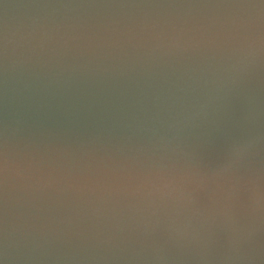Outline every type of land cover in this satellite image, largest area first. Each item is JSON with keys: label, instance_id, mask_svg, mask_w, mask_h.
<instances>
[{"label": "water", "instance_id": "1", "mask_svg": "<svg viewBox=\"0 0 264 264\" xmlns=\"http://www.w3.org/2000/svg\"><path fill=\"white\" fill-rule=\"evenodd\" d=\"M0 264H264V0H0Z\"/></svg>", "mask_w": 264, "mask_h": 264}]
</instances>
